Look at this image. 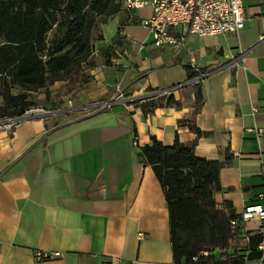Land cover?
<instances>
[{"label":"crops","instance_id":"0c3cea01","mask_svg":"<svg viewBox=\"0 0 264 264\" xmlns=\"http://www.w3.org/2000/svg\"><path fill=\"white\" fill-rule=\"evenodd\" d=\"M242 4L236 34L172 30L186 37L179 52L153 47L145 28L143 39L125 31L134 10L123 9L95 45L94 87L83 96L90 105L0 129V264H32L35 251L58 253L43 264H174L163 192L136 158L152 137L165 146L195 143L196 157L226 163L216 202L237 215L264 208V0ZM189 72L203 75L194 116ZM167 96L178 104L142 113L141 103ZM244 226L260 230L255 218ZM244 264H264V251Z\"/></svg>","mask_w":264,"mask_h":264},{"label":"trees","instance_id":"16d2710c","mask_svg":"<svg viewBox=\"0 0 264 264\" xmlns=\"http://www.w3.org/2000/svg\"><path fill=\"white\" fill-rule=\"evenodd\" d=\"M123 1L0 0V121L21 117L35 106L30 95L47 93L57 83L74 85L91 70L102 29L121 12ZM197 76L188 74L189 79ZM194 89L192 116L203 105L199 85ZM172 104L178 103L167 96L139 107L147 115ZM189 130L201 135L193 125ZM194 151L195 143L175 138L165 146L152 137L136 155L152 169L163 192L173 263L244 264L259 259L264 235L246 232L231 204L215 200L226 163L198 158Z\"/></svg>","mask_w":264,"mask_h":264},{"label":"built area","instance_id":"2783aa9c","mask_svg":"<svg viewBox=\"0 0 264 264\" xmlns=\"http://www.w3.org/2000/svg\"><path fill=\"white\" fill-rule=\"evenodd\" d=\"M122 6L128 11L149 7L150 16L140 24L148 31L151 45L158 49L170 46L175 52H179L184 46L186 38L184 35L171 34L177 27H184L189 35L204 38L236 34L244 25L242 0H124ZM259 43H264V33L260 35ZM202 76L196 77L192 83L197 84ZM121 98L119 93L115 102ZM255 111L253 109V112ZM47 113L48 111L41 108H30L21 117L6 119V123L0 124V129L9 130L21 119L45 116ZM255 133L262 136L260 129L255 130ZM262 200L264 195L258 197V201ZM240 218L244 224L251 219H257L260 223L259 233L264 235V208L259 205L249 207L243 211ZM141 236L138 234L139 238ZM258 249L264 251V243L260 244ZM55 256H58V253L35 251L32 264H43Z\"/></svg>","mask_w":264,"mask_h":264},{"label":"rangeland","instance_id":"374dc122","mask_svg":"<svg viewBox=\"0 0 264 264\" xmlns=\"http://www.w3.org/2000/svg\"><path fill=\"white\" fill-rule=\"evenodd\" d=\"M124 9V8H123ZM123 9L121 11H123ZM133 20L125 27V31L131 32L138 39L146 37L147 32L140 24V20L147 19L150 15V8L144 7L132 12ZM115 21L110 22L105 30V35H110L114 31ZM103 30V29H102ZM94 78L90 72H85L79 81L72 84L57 83L48 88V92L41 90L35 94L30 95V99L35 103L32 108H41L44 111H63L65 107H74L81 104L90 105V101L83 96L87 94L88 90L94 87ZM81 101V102H80ZM56 110H52L55 109Z\"/></svg>","mask_w":264,"mask_h":264},{"label":"water","instance_id":"95a60500","mask_svg":"<svg viewBox=\"0 0 264 264\" xmlns=\"http://www.w3.org/2000/svg\"><path fill=\"white\" fill-rule=\"evenodd\" d=\"M202 78H203V76L200 77L199 80H201ZM113 104H115V101H111L108 103L101 104V105H99V107H108V106H111ZM67 112H68V110L48 112L45 116H34V117H30V118H24V119H21L20 122L25 121V120H30V119H36V118H45V117L57 116V115L65 114ZM6 122H7L6 120H3V121H0V124L6 123Z\"/></svg>","mask_w":264,"mask_h":264}]
</instances>
